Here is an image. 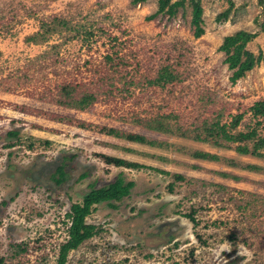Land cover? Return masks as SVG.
Returning a JSON list of instances; mask_svg holds the SVG:
<instances>
[{
	"label": "rangeland",
	"instance_id": "1",
	"mask_svg": "<svg viewBox=\"0 0 264 264\" xmlns=\"http://www.w3.org/2000/svg\"><path fill=\"white\" fill-rule=\"evenodd\" d=\"M233 2L229 18L219 22L229 0H202L205 32L196 37L189 2L173 17L153 18L159 0H0L4 264H57L71 205L121 174L135 182L131 194L117 207L95 205L87 223L100 232L71 250L66 264H264V169L195 159L186 151L201 149L263 168L264 159L145 130L132 121L161 118L175 131L192 130L244 113L238 130L256 125L264 135V124L257 125L251 110L264 100V4ZM54 18L69 25L55 26ZM49 28L58 30L46 33L45 41L27 39ZM239 30L258 33L248 48L263 60L233 83L220 47ZM166 65L178 80L152 85ZM65 79L97 92V104L90 111L57 104L58 84ZM101 126L144 133L165 144L134 143L100 132ZM103 153L144 167L108 164ZM62 165L67 179L58 184ZM223 245L231 251L221 252Z\"/></svg>",
	"mask_w": 264,
	"mask_h": 264
},
{
	"label": "trees",
	"instance_id": "2",
	"mask_svg": "<svg viewBox=\"0 0 264 264\" xmlns=\"http://www.w3.org/2000/svg\"><path fill=\"white\" fill-rule=\"evenodd\" d=\"M148 0H133V3L138 4ZM192 8L191 25L194 29V35L201 37L205 29L204 25V6L202 0H159L158 9L153 14V18L157 15L168 14L170 17L177 15L180 7H185L186 3ZM261 4H264V0H259ZM235 4L233 0H229V6L223 12L217 16V21H226ZM53 22L56 26L66 27L69 25L67 20H59L54 18ZM56 29V30H55ZM58 28H49L43 33H38L33 36H29V41L38 42L40 39L45 41L46 33L55 32ZM76 36L79 37L80 28H76ZM61 31V29H60ZM257 32H250L247 30H239L232 35H228L224 38V41L220 47V50L225 52V63L228 64L229 69L232 71L230 77L233 83L237 82L242 77L254 69L255 66L261 64L263 60V54L256 55L248 48V44L252 42L256 37ZM41 37V38H39ZM58 47V46H55ZM56 54H59L57 51ZM54 56V55H53ZM44 58V55H41ZM38 57L37 60L42 58ZM178 80V74L166 65L160 68L157 76L150 81L152 85L165 86L171 82ZM85 84L77 83L76 81L64 80L58 84L57 104L74 108L82 111H90V109L99 101V94L90 90ZM253 116L257 119V125L264 124V100H259L251 107ZM171 116V115H170ZM166 116V117H170ZM244 117V113L233 115L231 122L223 123L220 118L212 123L204 122L203 126H196L192 130H182L180 127L176 128L168 124H165L161 118L139 119L134 118L132 121L135 124L141 125L145 130L155 131L165 134H178V136L191 139L198 142L211 143L218 147H225L233 149L242 155H251L264 159V135H261L259 128L255 125L247 131L238 130V127ZM62 120V118L60 119ZM99 131L106 135L114 136L128 141L145 144L150 146H162L165 142L156 140L153 137L147 136L140 132H131L120 128L101 126ZM192 133V134H191ZM128 151H135L132 148H126ZM192 158L208 160V161H225L230 166H240L244 169L253 171H262L264 168L255 163L244 164L234 158L222 157L218 153L205 151L201 149L186 151ZM106 163L114 164L119 167L126 168H142L139 162L128 160L123 157H117L107 154H100ZM156 169V168H155ZM158 170V169H156ZM59 177H55V181L58 184L63 183L67 179V174L64 169V165L58 168ZM162 173L171 175V172L166 170H159ZM225 177H233L234 179H241V177L233 175L229 172H220ZM87 173L83 174V177ZM177 179H185V176L181 174H175ZM135 182L132 180L126 181L125 177L121 174L113 182L108 185L95 188L93 187L87 192L81 202L73 203L70 210L67 212V218L69 219L70 226L68 228V238L60 245V252L57 260V264H66L67 256L73 249L78 248L83 242L94 237L100 232V229L95 224L87 223V217L93 212L95 205L106 202L113 207H117L116 202L122 201L124 197L131 194V190L134 187ZM193 215H190V217ZM194 219V218H193ZM195 220V219H194ZM25 248L21 249L24 251ZM5 259L0 258V264H4Z\"/></svg>",
	"mask_w": 264,
	"mask_h": 264
},
{
	"label": "clouds",
	"instance_id": "3",
	"mask_svg": "<svg viewBox=\"0 0 264 264\" xmlns=\"http://www.w3.org/2000/svg\"><path fill=\"white\" fill-rule=\"evenodd\" d=\"M231 251V247H229L228 245H223V246H221V249H220V251L221 252H224V251Z\"/></svg>",
	"mask_w": 264,
	"mask_h": 264
}]
</instances>
